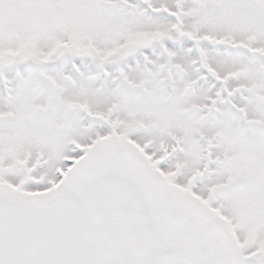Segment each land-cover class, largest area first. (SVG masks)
Masks as SVG:
<instances>
[{"label":"snow or ice","instance_id":"obj_1","mask_svg":"<svg viewBox=\"0 0 264 264\" xmlns=\"http://www.w3.org/2000/svg\"><path fill=\"white\" fill-rule=\"evenodd\" d=\"M0 264H264V0H0Z\"/></svg>","mask_w":264,"mask_h":264}]
</instances>
